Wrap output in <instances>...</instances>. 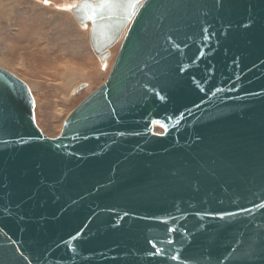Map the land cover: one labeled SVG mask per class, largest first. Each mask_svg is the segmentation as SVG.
<instances>
[{"label":"water","instance_id":"water-1","mask_svg":"<svg viewBox=\"0 0 264 264\" xmlns=\"http://www.w3.org/2000/svg\"><path fill=\"white\" fill-rule=\"evenodd\" d=\"M72 13L121 46L57 138L0 67V264H264V0Z\"/></svg>","mask_w":264,"mask_h":264},{"label":"rangeland","instance_id":"rangeland-1","mask_svg":"<svg viewBox=\"0 0 264 264\" xmlns=\"http://www.w3.org/2000/svg\"><path fill=\"white\" fill-rule=\"evenodd\" d=\"M80 1L0 0V67L28 84L37 124L49 138L59 137L69 115L105 84L121 46L111 49L108 64L100 61L89 27L64 7Z\"/></svg>","mask_w":264,"mask_h":264},{"label":"bare ground","instance_id":"bare-ground-1","mask_svg":"<svg viewBox=\"0 0 264 264\" xmlns=\"http://www.w3.org/2000/svg\"><path fill=\"white\" fill-rule=\"evenodd\" d=\"M76 4H77V2H76L74 5H71V6H67V5L65 6V5H64V7H68L66 10H67V11H70V12L72 13V8H74ZM68 5H69V4H68ZM64 7H63V8H64ZM60 9H61V8H60ZM2 12H3V14H4V11H2ZM5 13H6L5 16L7 17V13H9V12L6 11ZM66 13H67V12H66ZM0 14H1V13H0ZM9 14H10V13H9ZM9 14H8V15H9ZM72 14H73V13H72ZM1 16H2V15H1ZM1 16H0V17H1ZM3 16H4V15H3ZM3 16H2V17H3ZM83 26H87V27H89V31L91 30V26H90V24H86V25H83ZM78 28H79V27H78ZM20 36H21V38H26V37H25L26 35H20ZM47 36H48V35H47ZM34 37H35V36H34ZM28 38L31 40L30 35L28 36ZM33 40L36 41L35 44H38V42H37L36 39H33ZM46 41H47V40H46ZM46 41H45V42H46ZM40 43H41V42H40ZM119 44H121V42H120ZM41 47H42V46H41ZM61 51H62V50H61ZM111 56H112V52H111ZM110 59H111V57H110L105 63L108 64V62H109ZM98 61H99V60H98ZM60 66H61V65H60ZM72 70H74V69H72ZM74 71H75V70H74ZM85 75H87V74H85ZM86 77H87V76H86ZM66 78H67V77H66ZM66 80H67V79H66ZM88 82H89V81H88ZM79 85H80V82H79Z\"/></svg>","mask_w":264,"mask_h":264}]
</instances>
